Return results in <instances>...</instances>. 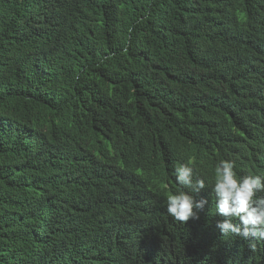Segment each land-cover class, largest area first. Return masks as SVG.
<instances>
[{"label": "trees", "instance_id": "1", "mask_svg": "<svg viewBox=\"0 0 264 264\" xmlns=\"http://www.w3.org/2000/svg\"><path fill=\"white\" fill-rule=\"evenodd\" d=\"M220 160L264 175V0H0V264H264L216 228Z\"/></svg>", "mask_w": 264, "mask_h": 264}, {"label": "clouds", "instance_id": "2", "mask_svg": "<svg viewBox=\"0 0 264 264\" xmlns=\"http://www.w3.org/2000/svg\"><path fill=\"white\" fill-rule=\"evenodd\" d=\"M234 160H220L215 167V181L210 192L215 195L216 212L224 217L216 222V228L222 236L236 235L264 240V175L238 177ZM177 183L185 190L167 197V212L175 220L187 223L198 220L199 213L209 203L200 197L206 188L204 178L194 177V168L190 163L176 169ZM237 221V222H234ZM255 244L250 247L255 248Z\"/></svg>", "mask_w": 264, "mask_h": 264}]
</instances>
